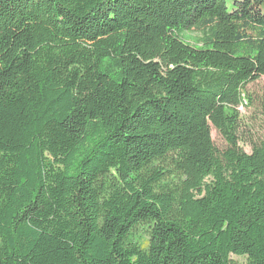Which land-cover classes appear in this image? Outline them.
Segmentation results:
<instances>
[{
    "label": "trees",
    "instance_id": "1",
    "mask_svg": "<svg viewBox=\"0 0 264 264\" xmlns=\"http://www.w3.org/2000/svg\"><path fill=\"white\" fill-rule=\"evenodd\" d=\"M227 1L0 0V264H264V0Z\"/></svg>",
    "mask_w": 264,
    "mask_h": 264
},
{
    "label": "rangeland",
    "instance_id": "2",
    "mask_svg": "<svg viewBox=\"0 0 264 264\" xmlns=\"http://www.w3.org/2000/svg\"><path fill=\"white\" fill-rule=\"evenodd\" d=\"M231 3V0L227 1L229 8ZM194 35L195 33L189 34L190 37ZM246 89L250 94V101L247 105L239 108L241 128L238 135L240 137L239 145L246 152H250L251 142L264 138V76L249 83ZM209 125V142L220 150L224 149L227 146V139L220 121L217 119L214 121L210 120ZM134 237L142 244H146L148 239L147 227L145 225L138 226ZM230 259L232 264H246L245 256L231 254Z\"/></svg>",
    "mask_w": 264,
    "mask_h": 264
}]
</instances>
